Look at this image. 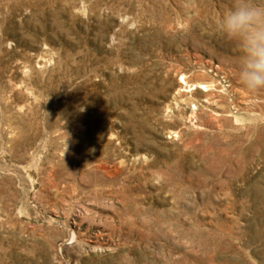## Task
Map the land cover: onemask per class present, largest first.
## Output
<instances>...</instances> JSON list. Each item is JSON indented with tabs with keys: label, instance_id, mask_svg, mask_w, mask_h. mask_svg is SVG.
<instances>
[{
	"label": "rangeland",
	"instance_id": "374dc122",
	"mask_svg": "<svg viewBox=\"0 0 264 264\" xmlns=\"http://www.w3.org/2000/svg\"><path fill=\"white\" fill-rule=\"evenodd\" d=\"M235 3L0 0V264H264Z\"/></svg>",
	"mask_w": 264,
	"mask_h": 264
},
{
	"label": "clouds",
	"instance_id": "9594fccd",
	"mask_svg": "<svg viewBox=\"0 0 264 264\" xmlns=\"http://www.w3.org/2000/svg\"><path fill=\"white\" fill-rule=\"evenodd\" d=\"M224 35L240 49L239 79L251 92L264 90V6L236 0L221 19Z\"/></svg>",
	"mask_w": 264,
	"mask_h": 264
}]
</instances>
